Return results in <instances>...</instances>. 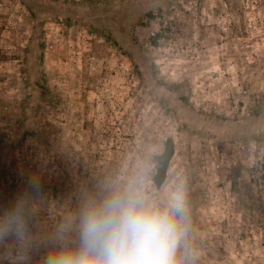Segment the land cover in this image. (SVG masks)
<instances>
[{
	"label": "rangeland",
	"instance_id": "374dc122",
	"mask_svg": "<svg viewBox=\"0 0 264 264\" xmlns=\"http://www.w3.org/2000/svg\"><path fill=\"white\" fill-rule=\"evenodd\" d=\"M132 182L182 192L181 264H264V0H0V215L28 209L0 264L78 248Z\"/></svg>",
	"mask_w": 264,
	"mask_h": 264
},
{
	"label": "clouds",
	"instance_id": "9594fccd",
	"mask_svg": "<svg viewBox=\"0 0 264 264\" xmlns=\"http://www.w3.org/2000/svg\"><path fill=\"white\" fill-rule=\"evenodd\" d=\"M28 209L18 198L0 215V239L23 237ZM186 235V205L177 190L163 203L146 198L138 183L89 203L79 221V247L61 248L46 264H181Z\"/></svg>",
	"mask_w": 264,
	"mask_h": 264
},
{
	"label": "trees",
	"instance_id": "16d2710c",
	"mask_svg": "<svg viewBox=\"0 0 264 264\" xmlns=\"http://www.w3.org/2000/svg\"><path fill=\"white\" fill-rule=\"evenodd\" d=\"M174 153V140L171 137H168L164 142L163 150L154 156L156 172L153 176V182L156 186L160 187L164 183L167 176V170Z\"/></svg>",
	"mask_w": 264,
	"mask_h": 264
}]
</instances>
